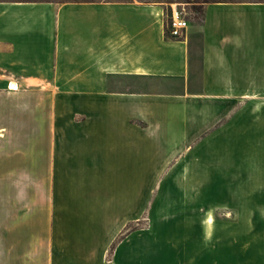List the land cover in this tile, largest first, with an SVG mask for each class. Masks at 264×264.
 Masks as SVG:
<instances>
[{"label":"crops","instance_id":"crops-1","mask_svg":"<svg viewBox=\"0 0 264 264\" xmlns=\"http://www.w3.org/2000/svg\"><path fill=\"white\" fill-rule=\"evenodd\" d=\"M165 21L0 0V264H264V0Z\"/></svg>","mask_w":264,"mask_h":264},{"label":"rangeland","instance_id":"rangeland-1","mask_svg":"<svg viewBox=\"0 0 264 264\" xmlns=\"http://www.w3.org/2000/svg\"><path fill=\"white\" fill-rule=\"evenodd\" d=\"M57 1H65V0H57ZM138 1H146V2H155L164 6V13L167 20L168 13L175 8L184 9L186 11L185 19L192 20L194 22H200L202 20V3L204 1H212V0H138ZM7 88L11 90L9 84ZM12 178V184H13ZM16 189V190H15ZM11 192V200L18 199V190L17 188H12ZM24 195V194H23ZM0 200H2V188H0Z\"/></svg>","mask_w":264,"mask_h":264},{"label":"built area","instance_id":"built-area-1","mask_svg":"<svg viewBox=\"0 0 264 264\" xmlns=\"http://www.w3.org/2000/svg\"><path fill=\"white\" fill-rule=\"evenodd\" d=\"M186 11L184 9H172L167 15V27L168 34L172 37H180L183 34V30L187 26V20L185 19ZM9 87H14L9 84ZM106 264H109L107 262Z\"/></svg>","mask_w":264,"mask_h":264},{"label":"trees","instance_id":"trees-1","mask_svg":"<svg viewBox=\"0 0 264 264\" xmlns=\"http://www.w3.org/2000/svg\"><path fill=\"white\" fill-rule=\"evenodd\" d=\"M165 30H166V32L168 33V27H167V22L165 21Z\"/></svg>","mask_w":264,"mask_h":264},{"label":"bare ground","instance_id":"bare-ground-1","mask_svg":"<svg viewBox=\"0 0 264 264\" xmlns=\"http://www.w3.org/2000/svg\"><path fill=\"white\" fill-rule=\"evenodd\" d=\"M16 83V82H15ZM11 86H13L14 88H15V85L12 83V84H10ZM17 85V84H16Z\"/></svg>","mask_w":264,"mask_h":264}]
</instances>
